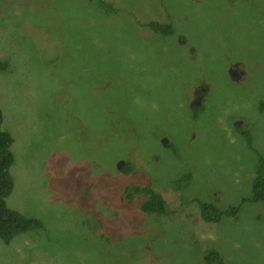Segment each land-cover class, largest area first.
<instances>
[{
    "label": "rangeland",
    "instance_id": "rangeland-1",
    "mask_svg": "<svg viewBox=\"0 0 264 264\" xmlns=\"http://www.w3.org/2000/svg\"><path fill=\"white\" fill-rule=\"evenodd\" d=\"M110 2L114 11L0 0L2 129L15 158L7 203L41 222L0 242V264H264V202L251 201L264 158V0ZM235 62L246 83L229 74ZM149 186L168 214L123 197ZM196 199L239 212L208 223Z\"/></svg>",
    "mask_w": 264,
    "mask_h": 264
},
{
    "label": "trees",
    "instance_id": "trees-1",
    "mask_svg": "<svg viewBox=\"0 0 264 264\" xmlns=\"http://www.w3.org/2000/svg\"><path fill=\"white\" fill-rule=\"evenodd\" d=\"M91 2L97 4L100 7H104L107 2L105 0H90ZM110 10L114 11L113 6L108 4ZM145 27L150 28L153 32L171 35L173 30V25L169 23L160 22H150ZM26 37V36H25ZM27 38V37H26ZM21 46L24 44L23 40H16ZM7 64L0 63V70H6ZM208 93V91H207ZM206 94L204 96V101L207 98ZM201 109H194V114L201 111ZM6 111L5 113H7ZM4 121V114L0 107V242L9 245L18 235L27 233L29 231L39 229L41 222L33 219L29 216H24L17 210H14L8 206V199L12 195L15 187L14 179L11 174V167L15 163L14 154L12 152L11 146L13 143L12 136L2 129ZM247 139H249V133L245 134ZM259 163L256 170V177L253 182V197L251 201L253 202H264V158L259 155ZM190 175H183L177 180L179 186L187 185L190 181ZM144 195L145 201L142 204V210L150 215L162 216L168 214V205L165 198L158 193L152 186L144 188H129L125 190L124 198L128 200H134L135 195ZM197 201V199L195 200ZM245 201V200H244ZM200 205L202 218L208 223H218L221 221L223 215L236 217L239 208L231 207L226 211H221L216 208L213 204H208L206 202L197 201ZM210 259L215 261H221L222 257L220 254L210 251Z\"/></svg>",
    "mask_w": 264,
    "mask_h": 264
},
{
    "label": "flooded vegetation",
    "instance_id": "flooded-vegetation-1",
    "mask_svg": "<svg viewBox=\"0 0 264 264\" xmlns=\"http://www.w3.org/2000/svg\"><path fill=\"white\" fill-rule=\"evenodd\" d=\"M240 64L241 63H239V62L231 63L228 72L234 78V82L235 83L243 84V83H246L248 81V79L245 77V72H242V71L239 70ZM207 91H208L207 88H200V89H197V90L193 91V96L194 97H193V102L191 104V108L192 109H195L196 106H197L198 109L202 108V103H203V100H204V96L207 94ZM237 122H240V125H242V127H244V121H240V119H237L236 123ZM241 130H242V133L244 135L248 133V131L244 130L243 128ZM121 163H122L121 165L124 164V162H121Z\"/></svg>",
    "mask_w": 264,
    "mask_h": 264
},
{
    "label": "clouds",
    "instance_id": "clouds-1",
    "mask_svg": "<svg viewBox=\"0 0 264 264\" xmlns=\"http://www.w3.org/2000/svg\"><path fill=\"white\" fill-rule=\"evenodd\" d=\"M111 0H106L105 2H107L108 4H111V5H113L111 2H110ZM147 25V24H146ZM144 27H145V25H144ZM148 28V27H147ZM3 30V29H2ZM151 30V29H150ZM22 34L24 35V36H28L29 34H27V33H25V32H22ZM13 45H14V47H15V49H16V51L18 50V49H20L21 48V45L18 43V42H13ZM16 51H15V53H16ZM15 53H14V55H15ZM14 55H12L11 57H10V61H11V65H12V67H14V66H16L17 64H18V62L20 61V59H22V57L24 56V52H20V54H19V58L17 59V60H15V59H13V57H14ZM0 63H3V64H7V66L9 67V65H8V63L7 62H4V61H1L0 60ZM21 64H25V63H21ZM8 67H7V69H8ZM6 69V70H7ZM6 70H0V72H4V71H6ZM0 81H1V79H0ZM2 95H6L7 96V94H5V93H1L0 94V99H1V96ZM8 101H10V100H8ZM8 101H4V102H8ZM2 107V106H1ZM7 107V109L9 108V105H7L6 106ZM3 109V108H2ZM5 112V111H4ZM11 135V134H10ZM12 136V135H11ZM13 138V137H12ZM13 143H14V139H13ZM13 143H12V145H13ZM11 148H12V146H11ZM120 168H121V166H120Z\"/></svg>",
    "mask_w": 264,
    "mask_h": 264
},
{
    "label": "water",
    "instance_id": "water-1",
    "mask_svg": "<svg viewBox=\"0 0 264 264\" xmlns=\"http://www.w3.org/2000/svg\"><path fill=\"white\" fill-rule=\"evenodd\" d=\"M236 127H240V122H237L236 123ZM165 144H167V141L165 140ZM122 163H119V168H120V165H121Z\"/></svg>",
    "mask_w": 264,
    "mask_h": 264
}]
</instances>
